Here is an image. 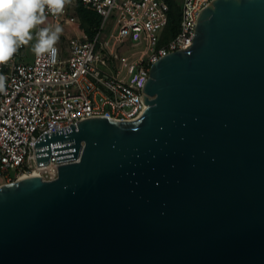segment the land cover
<instances>
[{
	"label": "water",
	"instance_id": "water-1",
	"mask_svg": "<svg viewBox=\"0 0 264 264\" xmlns=\"http://www.w3.org/2000/svg\"><path fill=\"white\" fill-rule=\"evenodd\" d=\"M197 20L139 119L44 134L57 177L0 187V264H264V0Z\"/></svg>",
	"mask_w": 264,
	"mask_h": 264
},
{
	"label": "built area",
	"instance_id": "built-area-1",
	"mask_svg": "<svg viewBox=\"0 0 264 264\" xmlns=\"http://www.w3.org/2000/svg\"><path fill=\"white\" fill-rule=\"evenodd\" d=\"M212 1L182 0L178 30L168 39L169 0H70L62 14L46 10L56 26L80 28L77 5L82 4L99 14L101 23L93 36L80 28L66 50L57 43L55 56L29 57L34 38L0 65L7 78L6 92L0 93V187L29 176L57 177L63 162L55 154L39 165L36 144L44 134L95 117L139 119L149 106L142 98L152 65L192 42L197 17ZM109 27L112 37L106 39ZM125 44L134 50L120 53L118 46Z\"/></svg>",
	"mask_w": 264,
	"mask_h": 264
},
{
	"label": "clouds",
	"instance_id": "clouds-1",
	"mask_svg": "<svg viewBox=\"0 0 264 264\" xmlns=\"http://www.w3.org/2000/svg\"><path fill=\"white\" fill-rule=\"evenodd\" d=\"M70 0H0V65L7 64L21 46L35 38L32 51L37 57L55 56V45L62 32L56 26L38 28L45 23V11L62 14ZM38 29V30H37ZM35 31V36L33 32ZM6 76L0 74V93L6 92Z\"/></svg>",
	"mask_w": 264,
	"mask_h": 264
},
{
	"label": "trees",
	"instance_id": "trees-1",
	"mask_svg": "<svg viewBox=\"0 0 264 264\" xmlns=\"http://www.w3.org/2000/svg\"><path fill=\"white\" fill-rule=\"evenodd\" d=\"M170 3V20L165 30V38L168 39L172 36L173 32H176L180 22L179 4L176 0H169ZM77 14L80 22V27L90 36L96 31V28L100 26L101 16L96 12L86 9L82 4L77 5ZM164 38V39H165Z\"/></svg>",
	"mask_w": 264,
	"mask_h": 264
},
{
	"label": "rangeland",
	"instance_id": "rangeland-1",
	"mask_svg": "<svg viewBox=\"0 0 264 264\" xmlns=\"http://www.w3.org/2000/svg\"><path fill=\"white\" fill-rule=\"evenodd\" d=\"M176 1L179 4V11H180L181 10V5H182V0H176ZM40 26H42V27L47 26V27H50V28H53V29L56 27V25L53 23V21H51L49 18H46L45 19V23L42 24V25H40ZM59 27H61L62 32L59 35V40H58L57 43H59L60 47L63 50H66L67 49V44H68L69 38L75 36L76 34H80V30H81L80 28L81 27L79 28L78 24H76L74 26H71V27H68V26H65V25L59 26ZM112 33H113V30L109 27L107 29V33L105 35L106 39L111 38L112 37ZM32 46L33 45L30 44L27 47V53H28L29 57H31L32 56V53H33ZM118 50L122 54H128V52L130 50L133 51L134 48L131 47V49L127 50V45L125 44V45H122V46H118ZM0 181H2V179H0Z\"/></svg>",
	"mask_w": 264,
	"mask_h": 264
}]
</instances>
